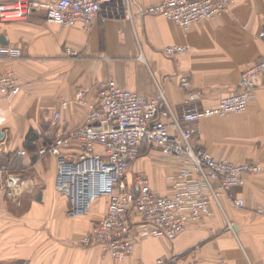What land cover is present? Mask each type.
<instances>
[{
	"label": "crops",
	"instance_id": "0c3cea01",
	"mask_svg": "<svg viewBox=\"0 0 264 264\" xmlns=\"http://www.w3.org/2000/svg\"><path fill=\"white\" fill-rule=\"evenodd\" d=\"M159 1L131 3L135 10ZM263 29L264 0H233L228 13L195 23L188 31L161 15L136 17L133 22L97 16L88 30L62 28L41 13L26 20L0 21V46L18 49L14 58L0 59V73L12 72L22 86L19 93L0 96V131H4L0 264H156L158 260L164 264H264V80L244 112L205 117L192 124L195 147L218 158L260 163L261 171L247 175L244 186L233 190L235 197L244 200L243 208L221 195V208L211 201L208 216L190 222L171 240L137 241L133 254L122 262L97 245L80 244L105 215L107 199H97L84 216L68 217L67 198L55 188V158L39 157L33 144L39 146L83 125L90 106L75 103V92L89 89L87 99L92 104L93 85L109 78L147 97L156 95L158 85L178 115L187 100L201 108L213 107L221 97L237 91L240 73L264 54L259 38ZM172 45H184L187 50L167 56L163 49ZM65 47L78 56H66ZM182 77L190 81L187 88L180 86ZM61 100L69 104L60 109V119L53 124L52 115ZM70 146L62 151L71 155L79 150L75 139ZM176 168L175 162L145 145L130 172L142 169L152 189L167 195L172 192ZM7 173L22 179L15 201L1 189Z\"/></svg>",
	"mask_w": 264,
	"mask_h": 264
},
{
	"label": "built area",
	"instance_id": "2783aa9c",
	"mask_svg": "<svg viewBox=\"0 0 264 264\" xmlns=\"http://www.w3.org/2000/svg\"><path fill=\"white\" fill-rule=\"evenodd\" d=\"M232 3L233 0H161L134 10L131 0L0 1V21L26 20L41 13L47 21L62 28L79 26L88 30L97 16L133 22L136 17L161 15L188 31L195 23L228 13ZM259 38L264 45V29ZM186 50L187 46L172 45L163 52L177 56ZM17 53L18 49L0 46V59L14 58ZM64 53L73 58L78 56L70 47H65ZM263 80L264 54L240 73L236 92L221 97L209 108L187 100L179 115L158 85L156 95L147 97L121 87L113 78L98 81L92 87L95 95L92 104L87 99L89 89H78L73 101L90 106L85 123L64 136L39 146L35 141L33 144L39 157L55 158V188L67 198L68 217L84 216L97 199H107L105 215L82 237V243L97 245L114 261L122 262L133 254L137 241L147 237L171 240L190 222L208 216L211 201L221 208V195L237 208H243L244 200L235 197L233 190L244 186L247 175L260 172V163L218 158L204 148L195 147L192 124L205 117L244 112L254 89ZM179 82L183 88L190 83L187 77ZM21 89L12 72L0 73V96L16 94ZM68 104V100L59 102V109L52 115L53 124L60 119V109ZM72 139L78 141L79 150L65 154L62 149L71 147ZM145 145L175 162L177 170L170 194L152 189L145 173L131 174V167ZM21 181L7 173L1 183L10 200L19 198ZM228 228L233 231L231 223ZM156 264L164 261L158 260Z\"/></svg>",
	"mask_w": 264,
	"mask_h": 264
},
{
	"label": "rangeland",
	"instance_id": "374dc122",
	"mask_svg": "<svg viewBox=\"0 0 264 264\" xmlns=\"http://www.w3.org/2000/svg\"><path fill=\"white\" fill-rule=\"evenodd\" d=\"M146 157V156H145ZM148 157V156H147ZM149 157H151V156H149ZM148 157V158H149ZM150 159V158H149ZM140 161H142V160H140ZM150 161L152 162V160L150 159ZM131 171V170H130ZM137 172H143V173H145L142 169H139V170H136ZM145 175L148 177V175L145 173ZM149 178V177H148ZM82 239V238H81ZM81 239H80V244H82V245H84L83 243H82V241H81ZM86 246V245H85Z\"/></svg>",
	"mask_w": 264,
	"mask_h": 264
},
{
	"label": "water",
	"instance_id": "95a60500",
	"mask_svg": "<svg viewBox=\"0 0 264 264\" xmlns=\"http://www.w3.org/2000/svg\"><path fill=\"white\" fill-rule=\"evenodd\" d=\"M0 41L2 42V37H0ZM4 43V42H3ZM4 137V131H0V140Z\"/></svg>",
	"mask_w": 264,
	"mask_h": 264
},
{
	"label": "trees",
	"instance_id": "16d2710c",
	"mask_svg": "<svg viewBox=\"0 0 264 264\" xmlns=\"http://www.w3.org/2000/svg\"><path fill=\"white\" fill-rule=\"evenodd\" d=\"M31 134V133H30ZM33 139V137H31V136H29V134H28V139H27V141L29 142H31V140ZM27 144V143H26Z\"/></svg>",
	"mask_w": 264,
	"mask_h": 264
}]
</instances>
